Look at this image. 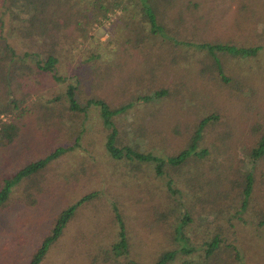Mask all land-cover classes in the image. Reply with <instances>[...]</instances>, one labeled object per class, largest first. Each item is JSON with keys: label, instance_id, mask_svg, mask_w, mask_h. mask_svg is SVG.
I'll return each instance as SVG.
<instances>
[{"label": "trees", "instance_id": "obj_1", "mask_svg": "<svg viewBox=\"0 0 264 264\" xmlns=\"http://www.w3.org/2000/svg\"><path fill=\"white\" fill-rule=\"evenodd\" d=\"M18 1L0 0L9 16V35H18L21 39L16 49L0 38V115L9 116V120L0 119V146L10 142L22 128L21 118L28 112L34 81L38 89L50 86L46 89L50 93L48 97L32 102L37 105L41 119H51L54 108L61 102L59 108L67 115L64 122L74 117L79 125L72 129L65 144L28 161L7 176H0V203L15 189L19 179L37 172L62 150L74 147L86 153L93 139L82 125L89 108H95L102 151L108 159H122L133 166L144 163L156 176L167 175L163 178L166 207L162 209L160 203H150L144 209L151 211L153 217L141 222L149 227L147 233L156 226L172 244L157 253L154 264L175 260L180 264H241L240 252L227 241V228L219 221L225 219L234 227L248 216L252 225L264 226V87L257 85V81L264 80V73L260 63L255 64L258 55L264 56V44L223 42L220 38L191 42L181 38L180 27L175 32L177 36L174 35L172 24L180 26L183 22L184 26L188 22L190 28L202 29L206 23L220 25L218 21L227 17L231 25L243 26L259 18L264 0H20L17 10H13ZM116 9L121 11L116 21L125 26L124 39L133 41L134 47L141 43L144 48L138 52L144 60L142 67L152 71L160 66L165 72L166 65L160 59L167 48L172 55V66L181 68L179 77L191 85L186 93L155 86L152 81L147 84L143 77L146 72L134 70L126 80L136 79L140 84L115 105L109 106L96 95L80 102L76 94L80 78L67 72L69 58L78 53L80 59L73 66L77 69V65L99 57L91 50L83 55L82 45L90 27L100 24ZM154 43L158 44L155 51L150 49ZM234 91L245 97H237ZM138 104L150 115L155 131L161 133L157 137L162 145L167 140L166 127L172 126L173 118L177 123L184 121L185 131L189 127L175 151L162 150L159 154L143 151L134 138L118 137L121 116L133 115L134 126L139 127L138 114L130 113ZM62 111H56L54 116L62 118L59 116ZM68 113L76 116L69 117ZM56 123L61 125L62 120ZM240 150L257 167L256 178L248 171L239 172L235 168L228 174L222 161L215 159L219 152ZM85 158L89 159V155ZM180 173L186 177L180 178ZM96 197L95 191H89L58 211L27 264L40 262L73 215L75 204L89 203ZM123 216L115 213L113 219L118 225L117 240L111 245L115 255L124 254L131 244ZM191 253L193 257L189 256Z\"/></svg>", "mask_w": 264, "mask_h": 264}, {"label": "rangeland", "instance_id": "obj_2", "mask_svg": "<svg viewBox=\"0 0 264 264\" xmlns=\"http://www.w3.org/2000/svg\"><path fill=\"white\" fill-rule=\"evenodd\" d=\"M19 2L21 1L16 2L13 10H17ZM2 8L0 3V38L7 40L17 49L21 45L19 42L21 39L18 35H9L7 31L9 16ZM263 11L264 9L261 8L259 18L244 23L243 26L231 25L229 18L225 17L224 20L218 21L222 24L206 23L207 25L205 28L202 26V29L190 28L188 22L184 26L183 22L180 26L172 24L174 31L172 33L177 36L175 32L180 27L181 38L191 42L220 38L223 42L236 40L238 43L262 45L264 44ZM117 14H121V11L116 9L100 24L92 25L91 30L86 34L82 53L87 55L91 50L93 54L99 55L98 58L90 63L77 65V69L73 66L76 64L75 61L80 59L78 53L69 58L67 72L80 78L77 84L79 92L76 93L80 102L85 97L96 95L109 106L115 105L140 84L136 79L126 80V77L132 76L134 70L136 73L138 70L146 72L143 77L147 84L152 81L155 86L162 85L173 92L186 93L191 85L184 78L179 77L181 68L172 66V55L167 48L160 59L166 65L165 72L160 66L152 71L142 67L144 60L138 52L140 48L143 50L144 48L141 43L134 47L133 41L124 39L125 26H121L122 24L116 21ZM156 45L158 44L154 43L150 49L155 51ZM153 60L154 58L151 62ZM255 62L251 61L252 66L254 63H260L263 74L264 56L258 55ZM147 63L149 65V62ZM227 71L228 69L225 72ZM31 84L34 91L28 101V112L21 118L24 124L10 142L0 146V176H7L28 161L41 158L55 147L65 144L72 129L79 125L73 117L76 115L72 113H68V116L73 119L64 122V116L67 115L59 108L61 102L54 108L55 114L51 119H41L37 105L32 102L48 97L50 93L46 89L50 86L46 85V88L38 89L36 81ZM257 85L262 89L264 80L257 81ZM233 94L239 98L245 97L237 91ZM41 110L42 108L40 113ZM56 111H62V115L59 116L63 117L57 119L54 116ZM88 111L82 126L85 133L93 139V144L86 151L89 159L85 158L87 154L81 149L73 147L62 150L58 155L48 159L37 172L19 179L14 185L15 189L10 190L6 199L0 203V264H27L30 254L52 224L58 211L73 204L79 196L89 191H95L97 197L89 203L74 205L73 215L38 264H154L157 253L172 246L167 241L166 235L159 232L155 225L147 233L146 228L149 227L141 224L143 220L153 217L151 211L144 209L150 203H160L162 209L166 207V200L163 197V178L167 175L156 176L151 167L144 163L133 166L132 163L124 162L125 160L122 159L120 161L108 159L101 147L102 135L101 129L98 128L96 110L89 108ZM135 112L138 114L136 117L139 120V127L135 128L133 115L121 116L117 127L118 137L134 138L143 151L157 154L162 150L175 151L189 129L188 127L185 131L184 121L177 123L173 118L170 122L172 126L166 127L167 140L162 145L157 137L161 133L155 131V126L150 122L152 120L150 115H147L139 104L131 108L130 113L135 114ZM77 117L79 118L80 115ZM0 119L9 120V116L4 113L0 115ZM52 120L55 124L51 123ZM60 120L62 124L58 125L56 122ZM42 122H45L44 125ZM171 127H175V130ZM229 153L232 156H228ZM215 159L222 161L228 174H231L232 169L235 168L239 172L248 171L254 174L255 178L258 176L257 167L254 168L245 159L241 150L238 153L237 151H229L227 154L219 152ZM206 163L207 161H204V164ZM179 177L184 178L186 175L180 173ZM232 177L233 175L230 178L228 176L229 179ZM180 186L182 188L184 185L181 183ZM115 213H123L122 219L131 243L121 255H115L111 249V245L117 240L118 225L113 220ZM153 214L156 215L154 211ZM246 215H249V212ZM248 220L247 216L245 221L242 220V223L235 224L234 227H230L225 219H220L219 222L227 228V241H231L240 252L241 264H264V226L257 227ZM193 255L194 253H191L189 256L193 257ZM168 264L180 263L175 260Z\"/></svg>", "mask_w": 264, "mask_h": 264}]
</instances>
